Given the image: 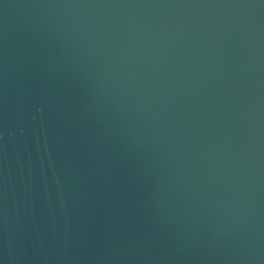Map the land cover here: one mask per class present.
<instances>
[{
    "label": "water",
    "instance_id": "1",
    "mask_svg": "<svg viewBox=\"0 0 264 264\" xmlns=\"http://www.w3.org/2000/svg\"><path fill=\"white\" fill-rule=\"evenodd\" d=\"M0 264H264V0H0Z\"/></svg>",
    "mask_w": 264,
    "mask_h": 264
}]
</instances>
